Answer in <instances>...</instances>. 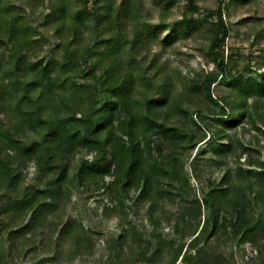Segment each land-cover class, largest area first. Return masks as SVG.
I'll use <instances>...</instances> for the list:
<instances>
[{"label": "trees", "instance_id": "obj_1", "mask_svg": "<svg viewBox=\"0 0 264 264\" xmlns=\"http://www.w3.org/2000/svg\"><path fill=\"white\" fill-rule=\"evenodd\" d=\"M80 1L73 7L61 0L48 9L41 26L56 43L44 56L48 38L36 24L37 0H0V47L10 49L8 61L0 57V113H7V127L0 122V264H66L94 256L96 232L67 216L77 181L100 177L115 207L134 191L154 208L184 191L185 166L198 146L223 160L233 152L232 129L248 123L264 129V57L253 74L229 72L225 0L201 26L193 12H184L172 23L175 35L165 36L169 0L154 1L156 23L145 0ZM201 33L214 68L188 78L157 46ZM255 40L264 44L263 32ZM219 82L227 91L217 97L213 85ZM205 117L214 122L209 137ZM247 163L235 176L228 166L208 195L182 204L173 227L183 234L197 220L188 236L144 238L121 223V233L106 240L104 264H137L151 247L163 264L179 257L184 264H232L221 243L249 244L251 261L264 264V161ZM28 164L43 188L26 185Z\"/></svg>", "mask_w": 264, "mask_h": 264}, {"label": "rangeland", "instance_id": "obj_2", "mask_svg": "<svg viewBox=\"0 0 264 264\" xmlns=\"http://www.w3.org/2000/svg\"><path fill=\"white\" fill-rule=\"evenodd\" d=\"M60 1L37 0L40 13L38 14L36 24H40V35L48 38L42 50V55L44 56H48L49 51H52L56 42L53 39V33L47 27L41 26V24L47 16L48 9ZM64 1L68 2V0ZM78 1L82 2L80 0H71L72 4L70 6L74 7ZM154 1L145 0V4L149 10V15L153 17V22L156 23L159 20L158 11L160 7ZM194 1L198 6V9L195 10L190 7V0H169L170 13L166 24L170 25V28L163 36L166 34L175 35L172 23L180 20L184 12H193L191 16L196 20L198 26L214 18L210 10L217 6L219 0ZM91 2H94V0H88L89 4ZM118 2H121V0H118ZM225 4L224 19L229 27L230 36L223 46V52L225 61H228L229 72L235 75L253 74L259 69V61L264 57V44L257 45L255 43L258 32H263L264 34V0L250 2L248 0H225ZM208 43L209 40L206 33H201L200 36L195 38H180L175 45L166 49H159V46L157 48L162 52V56L169 58L173 66H178L184 72H189V78V76L193 77L197 73L199 75L208 73L214 68L211 58L205 55ZM55 54L57 56V53ZM0 57L2 58V62L9 60V45L3 44L0 47ZM226 91L227 87L223 83L219 82L213 85V92L217 97L224 95ZM6 114L0 113V122L7 127ZM213 123L207 117L202 120V130L206 132L207 137H209V134H212ZM230 132L233 136V152L231 151L229 156L220 160L209 150L203 152L204 144L198 146L189 157L185 166V172L188 174L189 180L183 184L184 191L180 195L173 196L172 199L161 200L154 208L143 196L134 191L130 193L129 198L125 199L122 207H119V205L115 207L111 202V194L102 189L103 185L100 177L97 179V182L92 179H87V183L77 181L76 185L72 188V197L71 202L68 204L67 216L83 220L86 227L92 228L96 232L93 235L95 254L85 260L78 259L66 264H93V262L104 264L107 259L104 256L107 252L104 249L107 243L106 240L121 233V223L126 227H131L135 235H142L144 238L162 235L167 241L173 239L178 242L184 236H188L192 232V229L195 228L197 220L189 221L186 228H182L185 231L183 234L177 233L173 227L182 204H189L191 199L195 197L201 199L208 195L210 193L208 186L214 180L220 181L228 166L233 171V176H235L240 166L247 168V162L250 160L253 162L258 160L264 161V129H254L248 123L242 124ZM25 140H22V142L25 143ZM243 144L248 146V151H244ZM23 174L26 185L34 186L37 189L43 188L39 185L42 183L37 181L38 172L35 166L28 164L23 168ZM106 180H109V177ZM118 211L120 214H118ZM143 246H145V243H143ZM220 250L225 253L226 258L232 264L256 263V261H251L255 253L249 244L239 246L238 244L221 243ZM137 264L163 263L154 257L153 247H151L145 260ZM175 264H184V261L179 257Z\"/></svg>", "mask_w": 264, "mask_h": 264}]
</instances>
